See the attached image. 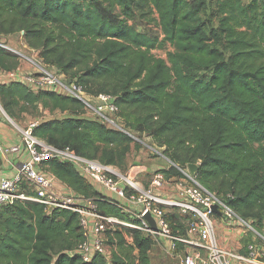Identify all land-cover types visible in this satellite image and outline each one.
I'll use <instances>...</instances> for the list:
<instances>
[{"label": "trees", "instance_id": "obj_1", "mask_svg": "<svg viewBox=\"0 0 264 264\" xmlns=\"http://www.w3.org/2000/svg\"><path fill=\"white\" fill-rule=\"evenodd\" d=\"M205 7L206 0H0V34L22 32L43 64L74 78L89 95H111L133 130L164 146L178 167L195 163V179L263 234L264 0H217L218 23L209 28ZM150 8L161 39L129 23ZM166 42L173 48L169 63L150 53ZM6 60L0 47V69H11ZM0 95L27 105L83 108L77 98L34 92L18 81L0 84ZM33 134L113 166L125 164L133 144L121 130L76 116L41 121ZM44 167L92 198L99 214L125 218L71 165L52 159ZM161 172L182 176L172 164ZM166 214L172 233L184 235L187 216L176 209ZM128 234L130 244L121 231L109 234L116 246L112 264H150V233ZM83 238L75 212L47 215L42 205L21 202L0 209V264H107L102 255L85 263L67 253Z\"/></svg>", "mask_w": 264, "mask_h": 264}, {"label": "built area", "instance_id": "obj_2", "mask_svg": "<svg viewBox=\"0 0 264 264\" xmlns=\"http://www.w3.org/2000/svg\"><path fill=\"white\" fill-rule=\"evenodd\" d=\"M0 46L4 47L2 43ZM0 79L5 83L21 82L34 92L52 90L61 93L64 89L69 96L83 103L80 114L68 113L65 117L76 116L93 120L131 136L122 125L119 108L111 95H89L72 80L69 84H64L55 70L37 64L34 72L17 68L1 72ZM37 124L30 123L18 129L19 140L15 143L4 144L0 141V157L15 167L13 174L0 179V209L21 202L38 203L43 206L47 215H51L55 210L77 213L79 223L84 227V238L77 246L67 251L69 255H76L85 263L91 262L95 255L107 258L109 254L99 236L105 231L115 232L113 226L116 224H124L150 233L154 238H164L172 250L177 243L193 247L191 253L183 254L181 264H264V235L259 233L250 221L239 217L224 198L205 189L194 175L186 171L187 166L180 168L171 162L182 176L166 177L163 172L157 171L153 174L149 187H142L134 177L129 173H122L116 166L80 155L69 146L56 147L34 135L33 128ZM11 156L24 158L12 160ZM52 159L77 169L80 175L99 191L125 198L135 207L130 210L134 220L138 222L126 223L117 216L99 214L96 209H92L91 204L97 207L92 198L77 195L44 167L45 163ZM168 179L176 183L174 197L157 195L156 191L168 183ZM117 206L122 208L121 205ZM214 206L216 211L213 210ZM166 208L176 209L180 214L187 216L184 235L172 233ZM147 212L155 220L158 232H153L144 219ZM217 214L230 223H237L243 228V232L252 233L251 241L246 243L244 248L235 250L219 245L214 225V217ZM88 217L93 221L88 222ZM130 240L132 241L131 237Z\"/></svg>", "mask_w": 264, "mask_h": 264}, {"label": "crops", "instance_id": "obj_3", "mask_svg": "<svg viewBox=\"0 0 264 264\" xmlns=\"http://www.w3.org/2000/svg\"><path fill=\"white\" fill-rule=\"evenodd\" d=\"M16 35H18L21 40L18 43L13 39L16 37ZM0 43L4 45V47L0 46L3 50H11L17 55L16 58H13V61L15 62V66L13 69L18 68L25 72H34L36 70L37 64H39L48 67L51 70H55V66H48L41 62V60L38 58V53L28 47V45L26 44V40L21 33H14L9 35L0 34ZM18 44H20L19 47ZM13 69H0V73ZM3 83L5 82L0 79V84ZM138 135L142 137V139H140L141 145H138V151H141L140 155L143 151H148L149 153L145 152L146 157H143L142 163L139 160H136L137 162L131 164V166L125 173H129L130 175L133 174V177L140 184V186L149 187L153 178V174L157 171L167 169L165 167L166 163H164L163 160L165 157L164 155H162L165 147L157 144L154 139L146 133L140 132L138 133ZM18 140V130L13 129L0 113V141L4 144H11L17 142ZM134 146L135 145L133 143L131 146V151L133 150ZM154 153H156V155ZM23 158V156L19 158H17L16 156H11L12 160ZM162 161L163 164L161 163ZM14 170L15 167L10 166L6 159L0 157V179L4 176H10L11 174H13ZM141 171H143L144 173H141V175L137 176V173ZM90 184L96 191H99L96 187L93 186L91 182ZM175 187V181L168 179V183L164 184L162 188L158 189L156 191V194L163 197H174ZM99 192L105 195V200L110 204H113L116 207H118L117 205H121L122 208L118 207L121 212L132 215V211L130 209L135 207L131 206L125 198H120L113 193H108L105 191ZM168 210L169 209L167 208L165 209L166 212ZM131 217L135 218L133 215ZM92 221V218L88 217V222ZM214 225L216 229V239L218 244L221 246H225L234 250L242 249L245 247L247 241L253 238L252 233L243 232V228L241 226L237 225V223H230L224 220L220 214H217L214 217ZM152 238L154 240V245L149 252L150 264H181L183 254L185 252L191 253L194 250L193 247L181 243H177L176 247L172 250L168 247L164 238L159 236L156 238L152 236ZM109 263L110 262H108L107 264Z\"/></svg>", "mask_w": 264, "mask_h": 264}, {"label": "rangeland", "instance_id": "obj_4", "mask_svg": "<svg viewBox=\"0 0 264 264\" xmlns=\"http://www.w3.org/2000/svg\"><path fill=\"white\" fill-rule=\"evenodd\" d=\"M217 0H206V7L205 9L201 12V16H202V21L204 23V26H206V28H209V26L212 24L214 26L217 25L218 23V19L216 18V16L214 15V11H215V3ZM249 0H244V2H247ZM147 9V8H146ZM151 9V11H150ZM146 12V15H144L143 13L141 14H136L135 20H129L130 24H133L136 29L138 31H144L148 34H152L154 36H157L159 39L162 38L163 34H162V29L160 24L158 23V14L157 12L150 8ZM118 11V8H117ZM15 42H19L20 37L18 35H16L15 38H13ZM20 46V44H18V47ZM172 46L166 42L161 44L158 48H155L153 50L150 51V53L155 57V58H162L164 59L167 63L168 62V58H167V52L168 51H172ZM34 50V49H33ZM4 51L9 55L10 60H6V66L8 68H14V61L12 60L13 58H16L17 55L8 49H4ZM36 51V50H34ZM37 52V51H36ZM55 71L58 72L60 74V79L64 84H69V81L72 80V82L76 83V80L74 78H69L66 75H64L58 68L55 67ZM208 73H205V75H207ZM63 95H69L67 93V91H65L64 89L61 92ZM5 105V109L4 108ZM83 109H78L77 107H68V109H60V108H56V107H52V105H48L45 106L42 102H36L34 105H27L25 104L22 100L20 99H8L3 101L2 97L0 95V113L3 115V117L5 118V120L10 124V126L13 129H20L23 128L27 125H29L30 123H39L41 121H45V120H49V119H53V118H57V119H62L64 118L66 115H68V113H73L75 115H78L82 112ZM76 112L78 114H76ZM122 125L124 127V129L126 131H128V133L132 136V142L134 143V147L133 150L129 151V153L126 156V160H125V164L122 166H116L117 169L119 171H121L122 173H125L129 167L131 166V164L136 163V160H139L142 163V159L143 157H146L145 152L148 151H143L142 154L140 155L141 151H138L139 146L141 145L140 143V139H142V137H140L138 135V133L135 130H133L129 125L128 122L126 121V119L124 117H122ZM139 139V140H138ZM139 145V146H137ZM149 153V152H148ZM156 155V153H154ZM149 155V154H147ZM162 155L163 152H162ZM164 163H166L165 167L168 168L171 165V162H169L170 160L164 155ZM163 164V161L161 162ZM187 169V168H186ZM188 173V169L186 170ZM141 173H144L143 171L137 173L138 175H141ZM133 177V174L131 175ZM149 179V178H147ZM188 182V180H187ZM97 205V204H96ZM91 208L92 209H96L97 207L95 206V204H91ZM124 219L123 218H119V220L126 222V223H132L133 217H131L132 215L128 214V213H124ZM80 225V223H79ZM81 231L83 233L84 231V227L81 226ZM113 228H115L116 231H121L126 239V243L130 244L131 240H130V236L128 234V230L129 229H133L129 226H126L124 224H116L113 226ZM109 234H111L110 231H105L104 233H102L99 238L102 240V243L104 245V247L107 250L108 255V259H107V263L110 262L109 264H112L111 261V251L112 249H115L116 246L115 244H112V242H110L109 239ZM264 235V233H263ZM153 252V251H152ZM153 254V253H152Z\"/></svg>", "mask_w": 264, "mask_h": 264}, {"label": "water", "instance_id": "obj_5", "mask_svg": "<svg viewBox=\"0 0 264 264\" xmlns=\"http://www.w3.org/2000/svg\"><path fill=\"white\" fill-rule=\"evenodd\" d=\"M22 33V32H21ZM187 169L189 171V173L191 175H194L195 174V171L197 170V165L195 163H189L187 165ZM213 210L216 211V206L213 207ZM144 219L148 222L149 226H150V229L153 231V232H158V228L156 226V223H155V220L153 219V217L151 216V214L149 212H147L145 215H144Z\"/></svg>", "mask_w": 264, "mask_h": 264}]
</instances>
